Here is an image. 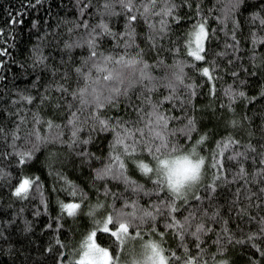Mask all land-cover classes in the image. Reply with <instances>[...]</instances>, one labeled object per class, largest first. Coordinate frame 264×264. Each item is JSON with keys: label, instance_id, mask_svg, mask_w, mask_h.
Instances as JSON below:
<instances>
[{"label": "snow or ice", "instance_id": "6c2138e0", "mask_svg": "<svg viewBox=\"0 0 264 264\" xmlns=\"http://www.w3.org/2000/svg\"><path fill=\"white\" fill-rule=\"evenodd\" d=\"M44 2L30 0L28 6L36 9ZM53 6H58L55 0ZM73 7L78 9L77 22H69L65 30L49 25L39 37L41 43L18 65L17 73L35 77V94L8 90L2 70L11 67L3 60L11 53L0 50V81L5 82L0 90V162L27 166L43 145H66L67 156L56 158L59 167L75 166L77 161L81 167L88 165L96 188L92 197L83 192L77 196L78 189L67 187L63 172L56 173V180H64L66 186L56 191L66 190L76 202L59 204V213L45 225L52 239L40 247L28 235L14 241L17 222L0 208V256L8 245L11 264L17 260L20 264H66L65 226L75 231V225L85 220L87 224L81 226L87 230L79 234L71 264H209L205 259L209 245L215 246L220 257L211 256L214 264H229L225 254L237 246H250L255 249L253 255L264 257V107H256L264 104V56L258 58L256 53V46L264 45L259 36L264 31V0L255 4L249 0L212 4L205 0H74ZM48 11L45 8V14ZM246 11H251L249 23L258 29L248 34L251 53L241 50L246 42L238 38ZM185 17L190 27L177 32ZM121 18L122 27L117 29ZM210 19L219 27H210ZM11 22L23 21L12 17ZM141 25L143 33L138 31ZM32 28L39 35L40 18L32 22ZM77 50H83L79 52L82 59ZM246 56L250 58L245 60ZM185 69L203 80L213 97H217L216 82L223 76L236 85L220 89L224 99L219 107L231 114L220 117L228 135L216 140L208 155L201 154L202 148L197 151L214 135L201 134L197 127L193 101L202 85ZM73 79L80 85L75 89ZM251 84L258 86L251 95L241 90ZM237 101L242 104L239 113ZM37 102L57 114L64 112L63 126L33 113L29 106ZM173 111L180 115L170 114ZM65 129L70 133L66 138ZM190 132H196L198 139L189 150L182 144L192 141ZM101 133H111L113 138L105 162L97 169L92 164L100 157L87 146ZM185 152L195 163L186 177L189 182L178 183L169 160ZM133 172L144 182L134 180ZM10 179L0 166V180ZM10 187L17 201L42 195L38 177L18 178ZM5 217L11 232L3 223ZM33 226L34 222L26 224L21 233L35 235ZM147 235L154 238L146 239ZM36 251L44 260L32 256Z\"/></svg>", "mask_w": 264, "mask_h": 264}, {"label": "trees", "instance_id": "16d2710c", "mask_svg": "<svg viewBox=\"0 0 264 264\" xmlns=\"http://www.w3.org/2000/svg\"><path fill=\"white\" fill-rule=\"evenodd\" d=\"M34 3V0H31ZM199 2V0H197ZM30 0H0V30H2L3 35H0V50L6 48L10 50V55H7L3 58L4 62L11 67H6L2 71L7 74V88L11 90L14 94L19 90H30L31 94H35L36 90L33 88L32 81L35 77L28 76L27 73L18 72L17 68L20 62L25 61L29 58L33 46L41 43L40 36L44 34V31L49 29V25H52L53 30H65V26L69 22L75 24L77 22V13L78 9L73 7L74 0H55V5L53 6V0H45L44 6H37L36 9L29 7ZM206 4L215 3V0H205ZM249 3L255 4L257 0H249ZM45 8H49L47 14H45ZM91 11V9L89 10ZM255 11V9L251 10ZM251 11H246L241 18V24L243 31L238 38L242 39L246 43L242 46V51L247 50L251 53L252 44L249 38L250 31H258L255 25L249 23V17L251 16ZM183 16V12L181 13ZM12 17H16L18 20H22V23L13 24L11 22ZM40 18L41 23L43 24V30L37 34V30L32 28V22ZM90 22H95L90 20ZM123 24L122 18L117 24V29L121 28ZM209 25L212 28H218L219 25L214 20H209ZM190 27V20L185 17L182 20V23L179 27L176 28L177 32L187 30ZM138 31L143 33L145 31L144 26L138 27ZM259 36L264 38V31L259 32ZM220 38H223V33H220ZM106 46H110L106 45ZM219 50V49H217ZM43 51L47 54V48H44ZM83 50H77V56L79 59V52ZM257 57L264 56V45L256 46ZM13 58H15V63H13ZM250 57L246 56L245 60H248ZM55 59L59 60V55L57 54ZM151 62V61H150ZM167 62H170L167 61ZM259 62V59L258 61ZM247 66V65H245ZM186 72L192 73L190 70L185 69ZM247 78V77H245ZM192 79L202 85L200 93L193 103L196 105L197 111L195 115L198 120L197 127L201 134L204 132L214 133L210 135L208 140L205 142V145L199 146L197 151H200L202 155H208L212 149L215 147V141L221 139V137L227 136L228 132L225 129V123L220 119L221 116L227 117L231 115L226 113L223 109L219 107L221 100L224 99L220 93V89H227L229 85L235 87L232 80L223 76L222 79L217 81V97L210 96L208 94V86L204 84L203 80H200L198 76L192 75ZM5 82L0 81V90ZM72 88H77L78 85L76 80L73 79ZM264 83V81H262ZM17 86V87H14ZM258 88L257 85L251 84L248 89L241 88V90L248 91L249 94H252V90ZM40 92L43 93V89H40ZM219 97V98H218ZM7 99V96L4 97ZM32 109V112L37 114L41 119L53 120L56 124L63 126L65 113L57 112L49 108L47 105H40L38 102L36 105L29 106ZM170 106H165L167 110ZM242 104L240 101H237V112L241 111ZM257 108L264 107V104H257ZM247 111L245 107L243 109ZM110 114H114L110 113ZM170 114L180 115L179 112H171ZM32 119L31 115L28 116V120ZM181 127L183 125H180ZM27 130V129H25ZM41 135H44L46 132V126L41 127ZM67 129L64 130L65 138L69 135ZM192 136V141L189 143L182 144V147H188L190 150L191 146H194V142L198 139L196 132H190ZM83 138H86L82 134ZM111 133H101L94 139V142L88 145V149L95 153L97 157H100L99 160H94L92 167L99 169L102 164L105 162L106 157L109 153V143L112 140ZM68 154L67 146L61 144L43 145L40 150L36 153L33 161L27 166H17L14 162L12 164H7V162H0V166L3 167V171L9 173L11 176L10 180H0V208H3L5 212L11 213L12 220L17 222L18 227L15 228L14 235L12 239L15 241L17 237L23 240L24 235H28L31 240L35 242L36 247L46 245V241L51 240L52 237L47 234L45 229L46 223H52L51 218L57 216L59 213V204L62 202H76L71 197V194L64 191H56L58 188H65L64 180L68 182L67 187L75 186L78 189L77 196L80 192H83L86 196L92 197V193L95 191L96 185L92 183L90 179V169L88 165L80 166L79 161L76 165L73 166L69 164L66 168H61L57 164V157H66ZM150 158H147L145 162H148ZM151 166V165H150ZM250 168L252 166H249ZM63 172L64 180L57 181L56 173ZM39 178L40 182V193H38L35 199L31 201H17V199L10 195L12 189L10 185L16 184L17 179L23 178ZM132 178L138 180L140 183L144 182V179L140 176L138 172L132 173ZM95 198L93 197V203ZM141 205L146 207L145 201H140ZM45 205H47L45 207ZM40 211V215H35L36 211ZM71 219V218H69ZM8 218L5 217L3 223L8 227V231H13V228L7 223ZM34 222L33 231L35 235H32L31 232L21 233V229L25 227L26 224ZM87 224V221L81 220L75 225V231H72L65 226V232L67 233L68 240L65 241L69 247L64 249L65 254L68 259L66 264H71V261L75 259V252L78 248L77 241L80 239V233L85 232L87 229L81 225ZM44 229V230H42ZM151 237V238H150ZM151 235H147L146 239H153ZM103 242V240H102ZM22 247V245H14ZM4 254L0 256V264H11L13 259L12 256L8 254V245H4ZM261 247L264 248V243L261 244ZM255 249L250 248V246H237L236 249L232 250V253L225 254L229 260V264H248L251 259L252 264H264V257H261L259 253H256ZM212 255H217L214 245L207 246L205 259L209 261V264H214L211 260ZM32 256L36 260H44V257L40 255L39 251L33 252ZM217 255V259H219ZM16 264H20V261L17 260Z\"/></svg>", "mask_w": 264, "mask_h": 264}, {"label": "clouds", "instance_id": "9594fccd", "mask_svg": "<svg viewBox=\"0 0 264 264\" xmlns=\"http://www.w3.org/2000/svg\"><path fill=\"white\" fill-rule=\"evenodd\" d=\"M195 163V158L189 153H178L169 160V165L173 168V179L180 183L189 182L186 177L191 174L192 164Z\"/></svg>", "mask_w": 264, "mask_h": 264}, {"label": "rangeland", "instance_id": "374dc122", "mask_svg": "<svg viewBox=\"0 0 264 264\" xmlns=\"http://www.w3.org/2000/svg\"><path fill=\"white\" fill-rule=\"evenodd\" d=\"M75 259H76V256H75Z\"/></svg>", "mask_w": 264, "mask_h": 264}, {"label": "bare ground", "instance_id": "6f19581e", "mask_svg": "<svg viewBox=\"0 0 264 264\" xmlns=\"http://www.w3.org/2000/svg\"><path fill=\"white\" fill-rule=\"evenodd\" d=\"M151 238V237H150Z\"/></svg>", "mask_w": 264, "mask_h": 264}]
</instances>
